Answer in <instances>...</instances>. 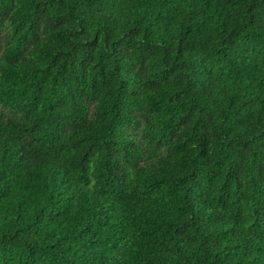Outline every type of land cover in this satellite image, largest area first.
Listing matches in <instances>:
<instances>
[{
	"label": "trees",
	"instance_id": "obj_1",
	"mask_svg": "<svg viewBox=\"0 0 264 264\" xmlns=\"http://www.w3.org/2000/svg\"><path fill=\"white\" fill-rule=\"evenodd\" d=\"M0 264H264V0H0Z\"/></svg>",
	"mask_w": 264,
	"mask_h": 264
}]
</instances>
